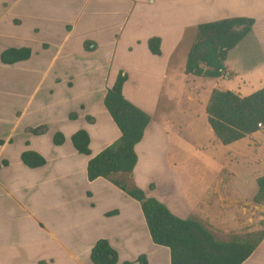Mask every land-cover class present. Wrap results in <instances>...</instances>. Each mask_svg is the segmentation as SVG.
<instances>
[{"label":"crops","instance_id":"obj_1","mask_svg":"<svg viewBox=\"0 0 264 264\" xmlns=\"http://www.w3.org/2000/svg\"><path fill=\"white\" fill-rule=\"evenodd\" d=\"M236 16L255 20L245 38L264 64V0H0V55L31 49L25 60L0 59V264H94L98 239L117 251L116 264H140L141 255L147 264H170L140 203L103 177H87L89 158L120 136L104 105L119 72L126 74V99L151 116L135 145L134 183L178 217L200 219L216 238L253 226L264 207L253 201L264 170L244 180L232 166L250 165L244 147L264 129L222 144L206 115L212 89H229L221 81L236 77L239 45L225 61L229 79L184 72L197 25ZM154 36L160 54L148 47ZM235 87L229 90L245 96ZM79 129L89 135L90 155L72 144ZM57 132L61 144L53 142ZM217 141L224 148L219 161L206 152ZM26 150L45 163H23ZM242 264H264V237Z\"/></svg>","mask_w":264,"mask_h":264},{"label":"trees","instance_id":"obj_2","mask_svg":"<svg viewBox=\"0 0 264 264\" xmlns=\"http://www.w3.org/2000/svg\"><path fill=\"white\" fill-rule=\"evenodd\" d=\"M254 22L253 18L236 16L198 24L184 72L203 78L221 77L226 71L229 51L252 30ZM148 47L153 54H160V38L150 37ZM30 55L29 47H12L2 51L0 59L10 64ZM125 80L126 74L119 72L104 96V105L119 128L120 136L89 158L88 179L103 177L140 203L151 239L153 243L169 249L170 264H242L264 237V227L255 238H216L200 219L178 217L134 183L135 145L143 138L151 116L126 99L123 94ZM206 115L214 135L222 144H230L263 130L264 85L245 96L229 89L213 88L206 104ZM33 132H38V129H33ZM63 141V134L55 133L53 142L61 144ZM71 141L79 153L91 154L89 135L84 129L74 132ZM21 160L30 167L45 163V158L32 150L23 151ZM256 182L258 191L253 201L261 204L264 203V174L258 176ZM90 257L94 264H116L118 260L117 251L106 239H98L94 243ZM139 262L147 264L146 257L141 255Z\"/></svg>","mask_w":264,"mask_h":264},{"label":"rangeland","instance_id":"obj_3","mask_svg":"<svg viewBox=\"0 0 264 264\" xmlns=\"http://www.w3.org/2000/svg\"><path fill=\"white\" fill-rule=\"evenodd\" d=\"M237 45H239V48H236L234 50L232 56H237L238 58H240L241 63H239V66H237L234 64V61L230 59V61H232L233 63V66H235V68L237 69L235 73L236 77L233 81L222 80L220 85L225 88H229V87L236 88L235 85H237V87L241 89L242 94L247 95L256 91L260 87L261 80L264 79V64L261 63L263 56L258 46L252 42L251 38L244 37ZM235 52H237L238 55ZM244 67L251 68L250 69L251 74H247V72L241 69ZM231 75L232 73L227 71H225L223 74V76L226 79H229ZM213 137L215 136L213 135ZM254 140L256 141V144L244 147L245 150L243 151L246 157L249 159L250 165L247 167L246 165H243L241 161H238L235 162L232 166L233 169L236 171V173L242 176L244 180L249 179L252 174L260 175L264 170L263 131L257 133ZM217 143H211V146L206 150V152L207 155L210 154L212 158L216 159V161H219L220 156L224 152V148H222L223 146L220 142L217 141ZM242 143L244 145L245 142ZM255 159H258L259 162L258 163L254 162L253 160ZM187 162L192 168L200 165L199 161L197 160H189ZM263 227H264V207L261 208V210L258 212L257 220L255 219L252 227L245 226L241 229H238L237 232L233 231L232 235L224 231L223 234H217L216 236L218 238L221 237L226 240H229V237L235 234L245 238H250V237L255 238L257 232L261 230ZM250 228H252V230H249Z\"/></svg>","mask_w":264,"mask_h":264}]
</instances>
